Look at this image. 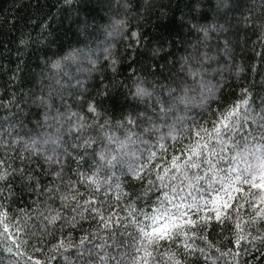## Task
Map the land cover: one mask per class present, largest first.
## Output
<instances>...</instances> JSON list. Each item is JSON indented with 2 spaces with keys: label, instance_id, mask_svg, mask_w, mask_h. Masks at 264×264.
I'll return each instance as SVG.
<instances>
[{
  "label": "trees",
  "instance_id": "16d2710c",
  "mask_svg": "<svg viewBox=\"0 0 264 264\" xmlns=\"http://www.w3.org/2000/svg\"><path fill=\"white\" fill-rule=\"evenodd\" d=\"M194 3L195 0H0V160L5 162L0 171L9 173L0 180V211L7 212L0 218V264H79L76 249L52 245L61 234L75 245L85 233L93 245L88 249L93 257L88 264H113V256L116 264H142V260L135 259L138 253L134 248L140 245L133 217L139 221L141 213L150 215L165 199V192L169 198L176 197L174 204H192L201 196L211 198L201 191L202 183L191 187L185 183L184 191L180 190L184 175H194L180 155L197 139L194 130H211L217 110L224 111L247 96V104L239 106L241 119L236 123L252 130L253 138L247 140L244 133L236 131L222 139L229 141L231 152L264 144L253 130L255 126L243 120L252 110L260 112L264 108V0H202L199 7ZM202 28L207 29L206 35ZM133 31L137 37L131 35ZM21 39L25 44L19 43ZM111 57L118 61L115 68ZM217 62L225 66L223 71L213 69ZM189 65L201 69L200 76H189ZM137 84L153 95L135 97ZM165 88L181 96L187 89V103L180 102L155 119L158 130L142 134L144 122L138 114L152 116L157 110L156 97L167 96ZM89 102L96 106L98 116L89 113ZM46 111L51 115L47 120ZM129 114L135 118L134 125L124 119ZM81 115L89 122L105 125L104 131L114 132L121 140L126 131L133 133L134 143L128 150L136 154L135 164H144L149 152H155L151 176L154 178L157 171L167 167L175 179L170 181L165 175L167 187H161L158 181L155 186L146 185L131 178L130 160L102 169L99 175L105 180L115 174L111 183H119L120 190L113 187L105 200L101 188L98 200L103 203L93 205L101 214L91 212L89 207L83 215L76 216L74 226L58 224L45 230L46 222L34 215L37 209L33 206L34 199L44 201L45 196L34 190V184L38 181L46 186L53 182L47 170L55 171L56 165L45 160L53 152L64 160L63 179H77L73 169L78 165L73 157L81 153L73 145L79 133L69 132V126ZM117 121L123 123L117 125ZM100 131H92L98 140ZM162 136H166L164 147L159 146L158 138ZM200 136L211 140L204 131ZM108 147L117 151L114 144ZM210 147L219 151L220 146L212 141ZM173 156H177L179 171L172 168ZM229 163L217 160L216 166L226 172ZM16 169H23V175ZM29 175L32 183L26 182ZM243 187L247 191L248 186ZM79 190L92 191L87 185ZM48 206L58 211L61 207L59 200L48 201ZM206 206L209 212L214 207ZM72 207L75 205L65 207L62 214L71 217ZM260 208L257 205L253 209L247 203L239 209L233 207L231 218L222 217L223 223L212 212L213 219L185 229L195 232L194 237L185 238V243L193 246L192 255H186L173 241H160L158 246L144 248L152 253L148 262L169 264L162 253L170 252L182 264H264V220L256 216ZM191 211L195 218L196 210ZM5 224L9 227L4 228ZM238 236L244 237L239 245L235 243Z\"/></svg>",
  "mask_w": 264,
  "mask_h": 264
},
{
  "label": "snow or ice",
  "instance_id": "6c2138e0",
  "mask_svg": "<svg viewBox=\"0 0 264 264\" xmlns=\"http://www.w3.org/2000/svg\"><path fill=\"white\" fill-rule=\"evenodd\" d=\"M202 0H195L194 6L199 7ZM251 16V13L249 14ZM117 25H124L123 21H116ZM201 31L207 34V29L202 28ZM133 37H137V33L133 31L131 33ZM138 42V41H137ZM21 45L25 44V40L21 39L19 41ZM105 51H108L107 49ZM210 57L205 56V59ZM94 63V61H93ZM111 66L115 68L118 61L115 57L110 59ZM155 67V66H154ZM201 69H193L190 65L187 67V74L193 78L200 76ZM185 95H174L175 90L172 88H165L167 96L161 98L156 97L157 110L153 112L152 116H145L144 114H138L143 120L144 125L142 127V134H151L153 131L158 130L157 125L153 123L155 119H160L161 114L166 115L170 108L176 107L180 102L187 103V89L184 90ZM246 91V90H245ZM153 95L152 91L144 88L142 85L137 84L136 91L134 93L135 97H151ZM42 102L46 103V100ZM241 103L247 104V96H245L244 101H237L232 107H227L226 110L218 111V116L213 122L211 130L200 128L194 130V134L197 139L194 141L193 145L186 148L180 155L183 156V161L186 162L185 166L194 172V175L188 176L184 175V181L180 183L181 192L184 191V184L186 183L188 187L192 185L203 184L204 187L201 189L202 192L210 194L211 198L208 199L207 196H201L198 200L194 199L192 204L179 203L174 204L172 201L176 197H168V194L162 193L164 200L159 204L158 207H154L150 215L141 213V220L137 221L135 217L132 218L133 224L136 225V232L139 237V245L134 248L138 253L135 258L137 261L142 260V264H149L147 257L151 256V251L145 252L144 248L149 245H159L160 241H173L181 246L186 255H192L194 249L192 244L185 243V238L194 237L195 232L185 231V229H190L195 227L197 223L204 224L207 221L213 219L212 212L215 213L214 218L223 223L222 217L231 218L229 213L231 209L242 208L245 204H250V206L255 209L257 205L261 208L256 212V216L264 220V144H253L250 146V150L245 151L243 149L231 152L229 147V141L222 139V136L229 132L239 131L245 134L247 140H251V131L246 127H240L237 121L241 119V114L239 112V106ZM89 113L94 116H98L99 112L96 106L89 102L88 104ZM248 109H245L247 112ZM48 117L45 116V120ZM125 121L129 125L135 124V118L129 114L126 116ZM245 123H252L255 127L253 130L257 131L260 138L264 139V108H261L260 112L252 110L251 115H245L243 117ZM108 121H105L107 124ZM122 121H117V125H121ZM94 128H99L101 131L98 132L100 139L97 136L92 135ZM105 125H101L98 121H87L84 116H78L77 120L70 124L69 132H78L79 135L75 137L77 143L73 145V148L79 151L78 155H75L73 159L77 162L78 167L73 169V173L76 175V180H64L63 176V166L64 160L59 155V153L53 152L56 157L53 160V155L45 156V160L56 165V170L50 171L52 177V183H47L46 186L41 185L38 181L34 184V190L45 196L44 201H39L37 199L33 200V206L37 209L34 215L40 216L46 223L44 225L45 230L49 226L56 227L58 224L63 227H68L70 225L74 226L77 215H83L85 209L91 208V212L100 215V210L93 206L95 203H103L98 200L101 195V188L104 189V197L107 199V194L115 189L120 190V184L117 183L112 185L111 180L115 175L112 173L109 175L108 179L105 180L99 175L102 169H111L117 164H124L126 161H132L128 164V172L132 179H140L146 185L155 186L158 181L161 187H167L164 183L165 175H167L168 180H174L175 176L169 171L167 167L163 171H157V174L153 178L151 176L152 169L150 165L152 160L155 159V152H149L148 157L145 158V162L142 165L135 164L136 154L128 150V146L134 141L132 140L133 133L127 132L124 138L121 140L116 136L114 132L104 131ZM204 131L205 135L210 137V141H205L203 137L200 136V132ZM167 135H171V132ZM166 136L159 137L161 141L160 147H164L163 140ZM175 138V137H173ZM215 141L218 144L219 151L216 148L210 147V143ZM47 142V141H46ZM54 144L56 140L52 141ZM15 143V141H13ZM35 143V142H33ZM103 143L104 146L100 147ZM7 146V142H4ZM109 144H114L117 151H113L108 147ZM233 147H238L233 145ZM246 147H248L246 145ZM67 154V149H64ZM177 156L172 158V168L176 171L180 170V165L176 164ZM217 160L230 161L228 164L226 172L216 166ZM88 161H91L89 164ZM98 161V162H97ZM5 162L0 160V165H4ZM157 169L160 165L155 166ZM86 168V170H82ZM15 172L21 173L23 175V169H16ZM202 173V174H201ZM9 173L7 171H0V180H5ZM145 177H148L145 179ZM33 177L29 175L26 182L32 183ZM87 185L92 191L85 193L80 192V187ZM248 186L247 191L245 187ZM63 188V190H61ZM176 189L174 188L173 191ZM253 190H256L255 193ZM31 192L32 189H29ZM125 195H127L125 193ZM86 197L81 199L80 197ZM184 200V197H180ZM60 202V210L51 208L48 206V201ZM43 203V208L40 207ZM207 204H212L214 207L211 212H209ZM72 207L73 215L71 217L63 213L65 207ZM79 209V211H77ZM192 209H195V218H193ZM47 212V215L44 213ZM201 212L206 213V215H201ZM6 211H0V218L6 217ZM111 221H106L105 224H110ZM117 224L120 223L119 220L116 221ZM4 228H8L7 224L3 225ZM18 231L22 229L16 226ZM236 228L239 230V223L236 224ZM71 236V233L68 234ZM242 236L235 238V243L240 244ZM133 244L136 245L137 241L133 239ZM53 248L64 249L73 248L77 250V260L79 264H88V262L93 259L91 252L88 249L92 248L93 245L88 239V234H82L81 239L77 241L74 245L68 241V237L61 234L57 239ZM95 247H99L96 245ZM162 255L168 259L169 264H182V262L175 258V254L170 252L162 253ZM104 260V257L100 258ZM113 264H116L117 258L115 256L111 257ZM36 264H40L39 261ZM50 264V262H49ZM75 264V262H73Z\"/></svg>",
  "mask_w": 264,
  "mask_h": 264
},
{
  "label": "rangeland",
  "instance_id": "374dc122",
  "mask_svg": "<svg viewBox=\"0 0 264 264\" xmlns=\"http://www.w3.org/2000/svg\"><path fill=\"white\" fill-rule=\"evenodd\" d=\"M210 63H208V65H209ZM211 65H213V64H211ZM211 65H209V66H211ZM216 66L213 68V69H218L219 71H223L224 69H225V66L223 65V64H219L218 62L215 64ZM45 116H51L50 115V113H49V111H46L45 112V114H44Z\"/></svg>",
  "mask_w": 264,
  "mask_h": 264
}]
</instances>
